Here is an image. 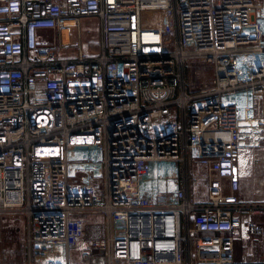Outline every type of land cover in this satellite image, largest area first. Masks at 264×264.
<instances>
[{
    "label": "built area",
    "instance_id": "2783aa9c",
    "mask_svg": "<svg viewBox=\"0 0 264 264\" xmlns=\"http://www.w3.org/2000/svg\"><path fill=\"white\" fill-rule=\"evenodd\" d=\"M254 147L264 0H0V215L27 220L26 264H264Z\"/></svg>",
    "mask_w": 264,
    "mask_h": 264
},
{
    "label": "rangeland",
    "instance_id": "374dc122",
    "mask_svg": "<svg viewBox=\"0 0 264 264\" xmlns=\"http://www.w3.org/2000/svg\"><path fill=\"white\" fill-rule=\"evenodd\" d=\"M100 25L95 18H85L81 22L80 34L82 42L90 48L91 52L100 50ZM48 41L53 44L52 34L46 33ZM77 34L75 30L71 35V47L63 49L64 56H74L77 48ZM61 47V46H60ZM62 48V47H61ZM197 82H209L207 76L200 75L195 77L191 74L190 78ZM264 152L261 147L248 148L240 152L241 182L239 192L245 200L264 201V194L261 191L260 183L264 181ZM254 221L264 225V215L255 216ZM28 228L27 220L20 214L0 215V264H26L28 259V248L26 244ZM99 254L92 253L80 255L75 264H91L93 258Z\"/></svg>",
    "mask_w": 264,
    "mask_h": 264
},
{
    "label": "bare ground",
    "instance_id": "6f19581e",
    "mask_svg": "<svg viewBox=\"0 0 264 264\" xmlns=\"http://www.w3.org/2000/svg\"><path fill=\"white\" fill-rule=\"evenodd\" d=\"M66 41H68L67 38H66Z\"/></svg>",
    "mask_w": 264,
    "mask_h": 264
}]
</instances>
